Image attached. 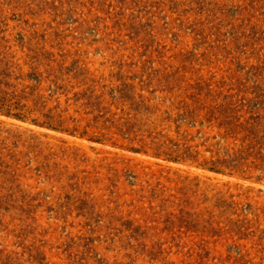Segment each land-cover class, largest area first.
<instances>
[{
    "label": "rangeland",
    "instance_id": "rangeland-1",
    "mask_svg": "<svg viewBox=\"0 0 264 264\" xmlns=\"http://www.w3.org/2000/svg\"><path fill=\"white\" fill-rule=\"evenodd\" d=\"M0 264H264V0H0Z\"/></svg>",
    "mask_w": 264,
    "mask_h": 264
}]
</instances>
